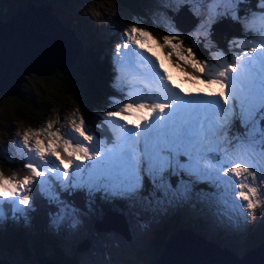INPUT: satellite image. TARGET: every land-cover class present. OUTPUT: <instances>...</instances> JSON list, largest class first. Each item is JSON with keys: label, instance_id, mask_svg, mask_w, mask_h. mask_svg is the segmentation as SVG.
Segmentation results:
<instances>
[{"label": "snow or ice", "instance_id": "1", "mask_svg": "<svg viewBox=\"0 0 264 264\" xmlns=\"http://www.w3.org/2000/svg\"><path fill=\"white\" fill-rule=\"evenodd\" d=\"M232 2L235 3L236 0ZM260 3L264 6V0H260ZM124 37L127 42L117 44L116 54L120 53L121 48L129 49L130 44L147 52L145 44L155 39L145 27L136 24L124 33ZM162 40L163 43L156 41L157 46L161 50H168L167 58L174 56L180 62L176 66L181 68L185 77L192 82L203 81L208 86L207 91L197 89L195 94L216 97L215 109H219L222 115L214 110L218 119L211 130L201 122L197 112L195 120L177 121L160 129L149 127L141 131L142 124L152 123L157 113L160 114L157 122L163 123L166 119L165 110L178 108L181 101L124 103L119 111H108L106 114L125 121V127L129 129L127 139L130 147L121 151L117 161L101 166L95 176L90 175L88 180L79 185L73 184L72 187L85 189L90 197L99 193L101 199H120L128 202L129 206L142 200L150 202V197H155L159 203L161 197L174 201L190 199L195 194L209 203L213 198L222 199L227 206L238 212L245 207L255 209L259 202H254L253 198L264 195V167L257 170L232 158L239 155L238 150L241 148L250 155L259 154L264 157V57H261L262 70L259 72L248 65L242 64L238 68L235 63H227L211 75H206L207 60L198 58L192 47L184 48L180 34H165ZM256 51V48H252L248 55ZM240 58V54H237V59ZM155 62L159 64V72L156 73L159 80L166 81L165 86H171L181 95L185 94V89L174 84L164 71V64L159 56H155ZM189 68L191 72L187 71ZM238 71L247 72V77L238 81L237 77L230 76V72ZM237 82L240 85L239 91ZM229 85L232 89L230 93L226 92ZM216 87L219 91L213 90ZM209 106H212L211 101ZM131 110L140 113L137 117L139 122L126 120L131 115ZM73 123V131L81 138L80 142H74L71 137L65 138L67 134L59 129L53 131L51 123L32 134L36 137L34 147H29L36 160L23 165L28 174L22 179L6 177L0 172V198H10L14 206H27L31 200L26 193L31 191L33 183H40L38 178L44 176L46 171L56 173L59 179L62 170L63 176L70 179V170H79L85 161H93V167L99 163L98 158L102 153L92 147L96 137L89 134L83 119L79 124ZM132 128L136 130L135 133L131 131ZM29 140L30 134L25 132L24 143L27 145ZM221 151L223 157L218 166L212 163L218 157L212 156L210 160L209 156ZM42 167L45 170H41ZM145 178L152 188L148 193L145 192ZM256 181H259V185H255ZM199 184H205L207 188L197 190L196 186ZM63 187L67 188L68 185ZM219 189H223L222 194L217 191ZM17 196L20 197L18 200L15 199ZM60 204L63 206L56 213H49L50 226L56 229L65 222L69 210L72 213L77 211L63 201ZM32 210H35L34 207ZM17 212L22 214L26 224L29 223L28 213L23 208L14 207L13 219H17ZM4 219L3 205L0 204V222ZM75 222L73 218V223Z\"/></svg>", "mask_w": 264, "mask_h": 264}, {"label": "rangeland", "instance_id": "2", "mask_svg": "<svg viewBox=\"0 0 264 264\" xmlns=\"http://www.w3.org/2000/svg\"><path fill=\"white\" fill-rule=\"evenodd\" d=\"M135 1L140 2L145 6L147 3H150V1H159L158 3L161 5L162 9L159 10L158 7H154V10L152 11L155 15L150 22L146 18V16H149L147 10L139 4H134V8L136 9V18L134 19L137 24H140V27H145L146 30L149 31L155 38L154 40L149 41L153 42L151 45L152 47L148 45L149 42L145 44L149 54L152 56L157 53H161L163 56L165 50H161L157 46L156 41L163 43L162 37L165 34H177L178 29L175 27L172 28L171 26H168V24L173 23V17L183 14L181 12L182 5L176 6L178 9L174 11L172 10V7L174 6L176 0ZM35 3L37 2H34L33 4ZM112 3V0H77L76 2L69 1L63 4L57 3L50 5L51 9L55 7L57 8V12H61L62 10V12H65L70 16L68 26L74 29L72 31L77 39L80 37L84 41L86 36H90L92 38L99 35L105 38V34L112 32V35L119 36L120 38V40L116 43L117 45L118 43L122 44V42H127L122 36H124V32L128 31L132 25L130 24L128 18L121 20L122 10L120 11L115 9L112 6ZM231 4V0H210L211 12L214 13L216 11V16L218 18L225 17L228 22L231 21L233 23L235 21L234 17L236 16V13L233 10V6L231 7ZM146 7L149 8V6ZM3 10H5L4 7L2 8V11ZM142 11L145 13L144 19L142 18ZM191 11L194 15L197 13V10ZM202 13L203 11H200V14L198 11L200 19L204 17ZM7 15L4 16L0 14V17L5 19ZM63 16L66 17L64 14ZM237 17L239 24L242 27L248 28L251 26V21L248 16L240 13L237 14ZM202 21L203 20L199 21V19L192 20L191 18H187L180 21L179 23L182 26L178 27L182 31V36L189 38V40H186L187 47H191V44L198 41L199 38L204 39V44L209 47L210 51L207 57H211L212 54H215V47L213 46V42L208 40V37H205L207 25L201 26L200 23ZM195 22H198L199 24L195 25ZM150 23L156 24L157 26L160 25L162 32L159 34L155 33L152 30ZM188 23H190V28L184 26ZM98 42H100V40H98ZM199 45L202 49L203 45L201 43H199ZM104 48L108 47L104 46ZM143 53L145 54V52ZM119 54L120 57L118 58L115 49H112V51L108 54V66L110 69L111 79L113 81V83L111 82L109 85L115 90H119L120 87H123L125 81L128 82L118 75L120 71V75L123 74L124 77V72L127 71V68L122 65L127 52L121 49ZM136 57L135 60L138 63H144V67L147 65L145 62L146 60L142 55H140V57ZM113 58L114 60L117 59V63L113 61ZM164 58H166L165 55ZM172 58V63L175 61V65L180 63L179 61H176L174 56ZM206 58L203 60L208 61ZM162 60L166 62L165 59L162 58ZM135 72L141 73L142 75V72L138 70H135ZM235 76L237 78L244 77V75L240 76L238 73H235ZM49 77L50 74L45 73L31 72L26 74V80L23 82L24 88L28 89L31 87V89H28L25 92V96L20 94L5 95L0 93V130L2 129V131L5 132L4 136L0 135V161L5 163L6 172L2 173L6 177H15L18 179L22 173L25 175L28 174L27 169L24 168L23 165L27 162H34L36 160L34 152L30 151L29 147H34L36 137L32 134L40 129L46 128L49 123L53 125V131L59 129L60 132L67 134L65 138L71 137L74 142H80V139L75 140L77 133L73 131V122H75V124H79L80 117L77 112L70 107V105L66 104L65 106L67 108L60 110L57 109L58 105L49 103L51 106L50 109L52 110L48 113L45 119H43V116L40 114L39 109L43 105L41 101L46 100L47 102H59L62 97L60 89L57 90L55 87L50 88L51 79L48 80ZM125 78H132L131 81L141 80V76L135 77V74L131 72H126ZM151 82L152 80L149 81V83ZM120 89L125 96H129L128 92H132L133 87ZM32 91H36L38 93L40 100L38 104L34 101L36 98L30 100L27 97V95L29 96V92ZM107 112V109H102L100 114L105 117L107 116ZM135 113L136 112H131L132 115ZM31 114H33L32 116L35 120H37V126L33 125L34 122H30L29 117ZM8 120H10V122H8ZM128 120L132 119L130 118ZM6 123L7 127H4ZM25 132L30 134V140L27 145L23 141ZM17 143L20 144V148L17 146ZM11 149L18 153L15 154V156H18V161H21V165L13 163L14 159L11 157ZM238 151L239 155L232 158L234 161L242 162L245 166H249L250 168H255L257 170L264 167V157H261L259 154L250 155L243 148ZM217 155L216 157H218V159L213 160L212 163L219 166L220 159L223 157V152H218ZM49 159H51V157H49ZM209 159L211 160V154ZM78 178L79 175H77V181ZM144 182L146 186L145 192H151L152 188L149 184L147 186L146 178ZM173 183H175V178H173ZM201 185L203 184L196 186L197 190L201 189ZM255 185H259V181H256ZM204 188H207V186ZM62 189H65L64 192L69 195L63 196L61 200L57 201V197H55L53 201L47 202L50 205H37L36 208H34V211L31 210V215L28 214L31 223L26 224L22 214L19 212L18 219H13V214H7L5 218L8 220H6L3 224L0 222V240L3 238L6 239L9 235L14 236L11 244L12 249H8L6 251V249L3 250L0 245V253H5V256L8 257V259L4 257L6 262L9 264H39L40 257L46 256L48 260L60 261L64 264H93L97 252L105 251L108 253L111 249L113 254L111 256V260H108V264H154L163 249V242L168 239L169 235L176 231L177 228H188L190 231L195 232L194 228L196 229L197 227L195 224L196 218H200L204 222H208L213 225L215 224L214 226L216 227L219 226L218 228H220L224 233L229 231L228 233L232 234L231 231H236L237 234L234 235L233 238L239 241L240 238L244 239L242 242L240 241L241 244H248L249 242L256 243L264 236V195L253 198L254 202H259L255 209L249 210L246 207L243 209V212L246 213L247 216H244L242 211L238 212L231 209L222 199L213 198L211 203H209L207 201H202L195 194H193L190 199L174 201H169L167 198L161 197L159 203L156 202L155 197H150V202L142 200L135 203L134 206H129L128 202L123 201L127 210L132 209V211L126 212L124 215L120 214L124 224L123 227H119L117 225L108 226L107 224H100L102 222L103 210H100L99 202L101 200L104 202L103 199L94 198L92 196L90 197L87 194H76L77 190L74 187L65 188L62 186ZM217 191L223 193V189H219ZM51 195L52 193L49 194V196ZM4 200H10V198H0V204L3 205ZM61 201L77 211L72 213L69 210V214L65 222L60 226L61 232H58L54 227L50 226L49 213H56L58 208L63 206L59 204ZM54 203L58 208L56 206H51V204ZM29 207L30 205L27 206V209ZM13 209L14 206H12L11 210L13 211ZM111 215L109 214L108 217ZM38 216L40 217L38 218ZM226 216L228 220L226 219ZM78 217L82 220L81 226L79 230L74 231L71 220L73 218H75V220H79L80 218ZM252 221L255 232L251 234V238H248L247 233L252 226ZM96 222L98 224H96ZM167 228L170 231H166ZM36 230L37 232L34 233L33 231ZM155 231L156 234L154 235ZM208 231L210 234L214 233V229H208ZM15 234L16 237L21 238H15ZM29 235L34 237V240L30 241L28 239ZM51 238H53V242ZM21 242L26 253L22 252L19 244L14 245V243ZM8 243L9 242H7V244ZM50 244L61 250L60 253L58 254L55 251H52L49 248ZM111 247H113V249ZM39 249H42V251L40 252ZM247 249L248 248H244V250ZM157 250L158 253L155 254ZM51 256L56 257L53 258ZM102 262L103 259L99 260V263Z\"/></svg>", "mask_w": 264, "mask_h": 264}, {"label": "water", "instance_id": "3", "mask_svg": "<svg viewBox=\"0 0 264 264\" xmlns=\"http://www.w3.org/2000/svg\"><path fill=\"white\" fill-rule=\"evenodd\" d=\"M72 30L45 1L0 17V93H17L28 73L71 67L81 53ZM103 252L111 259V249ZM0 264L9 263L0 260ZM39 264L64 263L42 256ZM154 264H264V241L238 256L188 228H177L163 242Z\"/></svg>", "mask_w": 264, "mask_h": 264}, {"label": "trees", "instance_id": "4", "mask_svg": "<svg viewBox=\"0 0 264 264\" xmlns=\"http://www.w3.org/2000/svg\"><path fill=\"white\" fill-rule=\"evenodd\" d=\"M44 1L50 4H57V3L63 4L69 1L76 2L77 0H0V14L5 16L15 11L18 8L26 7L30 4H33L34 2H37L35 4H39ZM245 1L246 0H239L237 2V5L240 7V9L245 4ZM112 2H113L112 6L115 9H118L120 11L123 10L122 8L124 7H128V8L130 7L132 10H134L135 14L134 13L132 14L134 24H136L137 26H140V24H137V22L134 19L136 18L135 16L136 9L134 8V4H137L135 0H112ZM3 7L5 8V10L2 11ZM247 7L248 6H246V8ZM56 9L57 8L54 7L52 10L55 11V13L58 14V16H60V18H62L64 26H68L69 21H70V18H69L70 16L67 13L62 12V10L61 12H57ZM63 14L66 17H64ZM142 14H143L142 18L144 19L145 13H143V11H142ZM146 18L150 22L151 19H153V16L149 15V16H146ZM200 25L203 26V24H200ZM151 27H152V30L157 34L162 32L160 25L157 26L156 24H151ZM233 30L236 32H241L238 26L233 27L227 24L226 30L224 31L208 30L207 34L212 37L211 40L214 42V44L220 45L222 41H225L223 40V37L225 36L228 38V36ZM178 31H177V34L181 35V39L183 40V47L185 48L187 47L186 40L187 39L189 40V38L182 36V33ZM92 38L90 36H86L84 38V44L80 47L81 53L78 59L73 63L71 67L67 69H61V68L54 67V69L48 73L50 74V77L48 78V80L51 79L50 88L55 87L57 90L60 89L62 97L59 102H47L46 100L41 101L43 105L41 106L39 110H40L41 116H43V119H45L48 113L52 110L50 109L51 106L49 105V103L58 105L57 109H60V110L67 108L65 105L68 104L70 105L71 108H73L75 112H77V114L80 117L79 120L83 119L85 121V127L89 130V134H93V135L100 134L106 138H109L110 132H111L109 123L107 121V117L106 116L103 117L100 114V111H102V109H107V111L108 110L119 111L120 108L123 107V104L127 102L125 101V96L122 94L121 89L115 90L112 87H110L109 83L111 82L113 83V81L111 79L110 69H109L108 62H107L108 59L102 50V44L98 42L99 39L97 37H92ZM149 43L150 45L153 44V42H149ZM199 43L203 45L202 49L200 48ZM192 48L194 52L196 53L197 57L202 60L206 58L210 53L209 47L204 44V39H199L198 45L196 43V45ZM227 50H230V49L227 48ZM170 59L171 61H173V58H170ZM25 80H26V77L24 80L21 81L20 89L17 93L8 94V95L20 94V95L25 96L26 95L25 92L28 89H31V87L28 89L24 88L23 82ZM27 97L30 100H33L34 98H36V100L34 101L37 104L38 102H40L38 93L36 91L29 92V96L27 95ZM32 115L33 114H31L29 117L30 122H34L33 125L37 126L36 125L37 120H35V118ZM8 122H10V120H8ZM98 124H100L101 126L97 127ZM4 127H7V123L5 124ZM4 133L5 132L2 131L1 129L0 135L4 136ZM10 153L12 155L11 156L12 159H14L13 163L21 165V161H18V156H15V154H18V153H16L12 149ZM0 167H1L0 172H6L5 163L3 161H0ZM46 178L54 182L56 184L57 189L61 187L59 183V179H57L55 174L48 173L46 174ZM147 186H148V183H147ZM63 190L65 191V189ZM108 206H111V204L107 203L106 205V203L103 202L102 200L99 202L100 210H103ZM195 224L197 227H200V228L205 227V222L201 220L200 218H196ZM166 231H170V230L167 228ZM155 234H156V231L154 232V235ZM216 237H219V236L216 235ZM249 237L251 238L252 235L250 234ZM13 238H14L13 235H9L6 239L4 238L1 239L0 240L1 248L3 250L6 249V251L8 249H12L11 244H12ZM15 238H21V237H16V234H15ZM7 242L9 243L7 244ZM18 244L22 252L26 253L24 250L25 248L22 245V242L14 243V245H18ZM39 251L41 252L42 249H39ZM56 253L59 254L60 252H56ZM157 253H158V250L155 254ZM3 257H6L8 259V257L5 256V253H0V258H3ZM51 257L54 258L56 256H51Z\"/></svg>", "mask_w": 264, "mask_h": 264}, {"label": "clouds", "instance_id": "5", "mask_svg": "<svg viewBox=\"0 0 264 264\" xmlns=\"http://www.w3.org/2000/svg\"><path fill=\"white\" fill-rule=\"evenodd\" d=\"M159 1H150V3H147L146 4V6H149V8H148V13H149V15H151V16H154L155 14L153 13V11L152 10H154V7H158L159 8V10H161L162 9V7H161V5L158 3ZM199 2H200V4H199ZM206 2H207V0H176V2H175V4H174V6L172 7V10H174V11H176L177 9H178V7H176V6H178V5H182V9L183 10H188V11H191L190 9H189V7L191 6V5H193V4H196V6H197V8H199V12L200 11H203V15H204V17L203 18H205V16L207 15L208 16V11H206V13H205V4H206ZM137 4H139V5H141V6H143L144 8L146 7L144 4H142V3H140V2H136ZM195 8V10H197L196 9V7H194ZM123 10H122V12H121V20L122 19H124V18H128L129 19V22H130V24H134V21H133V17H132V14L134 13L135 14V12H134V10H132L130 7L128 8V7H124V8H122ZM118 10V9H117ZM192 12V11H191ZM170 13H171V11H170ZM122 14H124V15H122ZM200 17V16H199ZM175 22V23H174ZM180 21H179V19H178V17H175V19L173 20V23L172 24H168V26H171L172 28L173 27H175V26H177V25H179L180 23H179ZM176 29H178V28H176ZM179 30V29H178ZM196 43H197V45H198V42H195V43H193V44H191V47H194L195 45H196ZM240 42H237L236 41V44H239ZM215 56H217L216 55V52H215V54H212V56L211 57H207V59H208V61H212V60H214V58L213 57H215ZM209 225H213V224H210V223H208ZM205 226H206V222H205ZM249 227V226H248ZM202 228H204V227H202ZM221 230V229H220ZM225 231V230H224ZM226 232V231H225ZM253 232H255L254 231V225H253V223H252V226H251V228L248 230V233H247V236H248V238H249V236H250V234H252ZM227 233V232H226ZM228 234V233H227ZM232 238H233V236H232ZM261 241H264V236H263V238L262 239H260V240H258L257 242H261ZM256 242V243H257ZM254 244V243H253ZM3 259H4V257H3ZM3 261V260H2ZM93 264H108V262H102V263H99V261H97L96 260V258H95V260H94V263Z\"/></svg>", "mask_w": 264, "mask_h": 264}, {"label": "bare ground", "instance_id": "6", "mask_svg": "<svg viewBox=\"0 0 264 264\" xmlns=\"http://www.w3.org/2000/svg\"><path fill=\"white\" fill-rule=\"evenodd\" d=\"M185 26V25H184ZM137 74H135V76H136ZM187 98H189V99H193V98H195V97H189V96H185L184 97V105H186V106H190V104L191 103H185V99H187ZM193 104H197L196 102H192ZM104 222H107V223H111V224H115V225H117V226H119V227H123V221H122V219H121V217L120 216H118V215H111V216H109V217H107V219H105V221H102L101 223H104ZM216 223V222H215ZM220 223H221V221H220ZM215 225V224H214ZM219 227V226H218ZM229 231H227V233H228ZM232 232V234L231 233H228L229 235H231V236H234V235H236L237 234V232L236 231H231ZM84 263H86V262H84ZM86 264H88V263H86ZM89 264H92V263H89Z\"/></svg>", "mask_w": 264, "mask_h": 264}]
</instances>
